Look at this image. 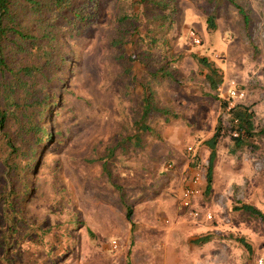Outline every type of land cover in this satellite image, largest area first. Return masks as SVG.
<instances>
[{
	"label": "rangeland",
	"instance_id": "rangeland-1",
	"mask_svg": "<svg viewBox=\"0 0 264 264\" xmlns=\"http://www.w3.org/2000/svg\"><path fill=\"white\" fill-rule=\"evenodd\" d=\"M175 1L164 25L162 10L139 0H102L96 19L74 36L56 24V64L29 80L33 92L42 86L52 97L42 122L52 137L36 146L10 122L17 151L0 150V264H264L262 219L235 209L249 203L264 212V0ZM124 13L139 18L124 26L128 45L116 46ZM211 15L215 29L207 28ZM196 56L220 69L218 90ZM162 64L170 74L152 77ZM148 81L157 103L180 118L152 114L157 133L144 134L138 147L129 137ZM232 81L245 91L238 103L254 112L257 133L240 148L228 113ZM220 118L224 136L207 193L204 141ZM9 153L10 163L30 168L9 173ZM177 168L183 181L170 176ZM199 171L196 220L182 194ZM205 235L210 241L200 243Z\"/></svg>",
	"mask_w": 264,
	"mask_h": 264
},
{
	"label": "trees",
	"instance_id": "trees-1",
	"mask_svg": "<svg viewBox=\"0 0 264 264\" xmlns=\"http://www.w3.org/2000/svg\"><path fill=\"white\" fill-rule=\"evenodd\" d=\"M76 1L78 0H0V140L4 139L3 142H0V150L6 146L10 147L12 151H17L15 140L9 130L10 122L18 126L20 135L30 134V139L35 137L33 143L36 146L44 144L47 139L52 137V132H49L47 127L42 124L46 111L51 105L50 100L52 97L48 91L42 89V86L36 92H33L29 80L34 81L39 76H44V71L56 64V55L54 54L57 37L56 24L58 21L62 20L63 27L70 35L74 36L75 33H78L98 16L102 0H86V3L83 1L79 3L78 1L77 6ZM139 2L160 8L163 12L162 25H164L166 18H172L177 12L175 0H139ZM241 12L245 15L246 23H248V16L244 10L241 9ZM138 18V13H124L119 17L122 28L118 37L114 40L116 46L128 45L127 31L124 26L129 21H137ZM216 27L217 23L214 16H209L207 28L215 29ZM138 35L143 37L140 32H138ZM142 42L144 40L141 39L138 45H141ZM133 55L128 57L129 61L134 57ZM146 55L149 57L152 54L149 52ZM196 58L198 63L207 70L205 77L211 89L218 90L223 83L220 69L206 57L196 56ZM159 74L164 77L170 73L164 70L162 64L157 71L151 72L152 77H157ZM142 86L143 94L139 114L133 122L135 134L129 137L134 145L138 147L143 144L144 134L157 133L149 122L152 114H162L167 119L180 118L179 113L157 103L155 90L150 81L145 82ZM20 91H22L21 95L19 94ZM227 105L226 103L224 107L228 108ZM228 113L233 125L232 139L235 146L240 148L245 144V138L257 134L254 124V112L248 106L237 104L229 108ZM234 133H237V135H234ZM261 133L264 134V130H261ZM223 136L224 127L220 118L213 135L204 141V144L210 149L206 174L207 193L212 188L214 169L218 158L217 146ZM28 142L23 139V143L27 144ZM35 149L32 154L36 152ZM10 159H12L11 153L3 157V162L9 173L30 168V163L21 166L10 163ZM105 169L108 171L106 164ZM235 209L260 218L264 223V212L255 205L243 203L236 206ZM126 216L128 221L133 223L131 209H128ZM210 239V235H205L200 238L199 242H208Z\"/></svg>",
	"mask_w": 264,
	"mask_h": 264
},
{
	"label": "built area",
	"instance_id": "built-area-1",
	"mask_svg": "<svg viewBox=\"0 0 264 264\" xmlns=\"http://www.w3.org/2000/svg\"><path fill=\"white\" fill-rule=\"evenodd\" d=\"M192 35L195 38L196 43L201 42L200 39L196 36L195 32H192ZM228 92V97L231 100L229 108L239 104L238 101L242 100L245 97V91L238 88L236 82L234 81L230 83ZM234 135H237V133H234ZM189 150H192V147H189ZM168 166L171 168L172 164H169ZM204 179L205 174L200 171L193 174L186 187L184 188L182 194V205L186 208L187 214L193 219H199L201 217L199 211L193 207V198L194 196L196 197L199 194L198 188ZM205 219L212 220L213 214L211 212L206 213ZM113 246L115 248L117 247V243L115 240L113 241Z\"/></svg>",
	"mask_w": 264,
	"mask_h": 264
},
{
	"label": "crops",
	"instance_id": "crops-1",
	"mask_svg": "<svg viewBox=\"0 0 264 264\" xmlns=\"http://www.w3.org/2000/svg\"><path fill=\"white\" fill-rule=\"evenodd\" d=\"M184 170L182 169L181 170V168H177V170H176V173H174L173 174V176L172 175H170L171 176V178L172 179H175V178H177V179H179L180 181H183L184 180ZM189 181V180H188ZM198 201H200V197L198 196ZM164 219H166V218H164ZM205 219V218H204ZM197 220V219H196ZM180 222L181 221H177V224H179V225H181L180 224ZM182 226V225H181ZM177 227V225L174 227V228H176ZM174 228H172V229H174ZM174 231H179V230H174ZM171 233V232H170ZM212 256H215V254H212Z\"/></svg>",
	"mask_w": 264,
	"mask_h": 264
}]
</instances>
